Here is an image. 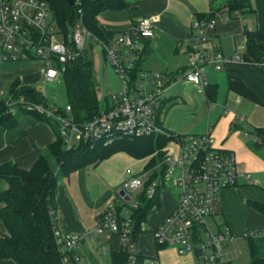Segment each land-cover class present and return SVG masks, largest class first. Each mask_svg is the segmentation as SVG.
<instances>
[{
  "label": "crops",
  "instance_id": "1",
  "mask_svg": "<svg viewBox=\"0 0 264 264\" xmlns=\"http://www.w3.org/2000/svg\"><path fill=\"white\" fill-rule=\"evenodd\" d=\"M127 2L128 7L101 11L97 25L102 39L110 41L129 31L139 18L157 16L153 35L142 39L141 57L134 70L135 82H140L146 93L156 90L158 94L153 106L152 135L168 139L160 150L162 157L175 154L182 137L202 135L210 129L215 146L232 154L243 174L236 186L220 193L219 205L212 217L215 229L216 224H224L229 230L230 238L223 247L226 264H264V239L249 237L255 230L264 231V156L259 151L264 148L255 139L256 135H264V0ZM233 3L243 7H234ZM210 16L216 20L210 32L211 43L223 54L238 52L241 61L228 63L219 71L206 66L207 85L195 87L181 79L195 51L196 30L192 23ZM249 42L257 55H252L247 48ZM91 53L95 93L98 101L103 99L98 102L103 107L110 95L120 91L121 82L119 79L117 84V79L113 78L116 72L108 65L103 50L92 48ZM38 73L42 76V69ZM142 73H145L143 78ZM19 75L14 73L3 80L0 74V97L4 94L3 88L17 79L21 87L33 88L31 83H26L23 74ZM4 102V98L0 99V103ZM17 113L20 114L10 125L0 124V167L10 163L28 171L39 157L49 156L48 147L58 138L57 128L33 115ZM156 155L154 152L134 158L117 152L96 165L84 166L58 179L55 227L81 237L77 264H119L124 259L119 234L96 232V220L121 198L119 191L127 178L126 169L134 174L152 173L156 178L163 170L161 161L156 159L153 166H148ZM7 188V181L1 178L0 193ZM164 188H157L152 197L156 204L148 211L146 222L133 241L132 251L141 264L150 258L158 264H193V254H180L174 247L156 244L148 230L163 222L176 204L178 193L172 194ZM145 189L143 186L135 191L136 199L129 207L141 205L143 196L150 200ZM3 206L0 201V209ZM5 234L0 219V237ZM0 264L17 263L0 258Z\"/></svg>",
  "mask_w": 264,
  "mask_h": 264
},
{
  "label": "built area",
  "instance_id": "2",
  "mask_svg": "<svg viewBox=\"0 0 264 264\" xmlns=\"http://www.w3.org/2000/svg\"><path fill=\"white\" fill-rule=\"evenodd\" d=\"M79 17L73 23L71 33L64 35L57 26L47 4L41 0H0V64L6 62L40 61L43 64L42 76L46 81H62L65 67L74 61L84 50L87 38L103 50L107 63L118 74L121 89L110 95L108 103L98 115L82 123L74 122L70 115L71 107L46 102H38L32 97L19 93V98L11 103L4 102L5 113L33 112L55 123L65 148L71 149L75 142L94 143L116 136L139 137L154 132V103L158 97L156 90L144 91L142 84L131 82L129 74L134 71L141 57L142 39L151 37L157 16L142 17L132 28L110 41L93 37L84 27ZM216 20L196 19L192 26L196 30L193 39L194 53L181 79L204 88L205 67L221 70L228 63L240 62L238 52L223 54L211 43L210 32ZM142 73L140 77H144ZM6 103V104H5ZM241 118L244 121L243 117ZM256 141L264 148V135H256ZM179 149L173 154L164 155L163 170L149 183L152 173L134 174L126 169L127 178L122 181L120 190L124 196L117 203L109 205L97 217L95 231L116 232L121 245L128 251L126 264H137L131 240L129 207L132 192L143 186L146 196L152 198L157 188L165 187L167 180L178 193L172 211L159 225L148 227L156 244L174 247L180 254H193V264H226L223 247L228 241L229 230L224 224H216L212 230L209 219L215 216L220 193L237 185L243 174L232 154L215 146L210 129L202 135H186L178 143ZM246 174V173H245ZM246 179L249 175H244ZM119 208V211H118ZM249 237L264 239V231L255 230ZM81 237L53 230V243L61 264L79 262L78 247ZM145 264H158L154 258Z\"/></svg>",
  "mask_w": 264,
  "mask_h": 264
},
{
  "label": "trees",
  "instance_id": "3",
  "mask_svg": "<svg viewBox=\"0 0 264 264\" xmlns=\"http://www.w3.org/2000/svg\"><path fill=\"white\" fill-rule=\"evenodd\" d=\"M45 2L58 27L65 36L69 34L70 27L79 17L89 33L100 40L101 33L97 25V15L108 9H122L128 7L127 0H73L69 5L66 0H41ZM234 7H243L233 3ZM213 18L212 16L205 19ZM89 43L81 54L66 65L62 75L65 84L67 104L71 107L70 115L76 123L88 121L98 115L101 107L98 103L92 73L93 45ZM89 48V49H88ZM252 55L257 51L248 43ZM136 70L131 74V82L136 81ZM135 73V74H134ZM19 80L11 85L12 92L19 86ZM29 88L19 87V93L32 97L38 102H46L41 92ZM3 103H0V124L10 125L15 118L10 113H5ZM33 115L38 120L47 123L51 121L37 113L24 111ZM57 135L58 131L56 129ZM112 140L105 138L99 142H75L71 149H66L62 138L59 137L49 147V156H41L28 170L18 169L14 164L0 167V179H5L8 188L0 193V201L4 206L0 209V219L6 229V234L0 237V258H9L17 264H61L59 254L53 243V230L55 227V192L59 177H66L73 171L88 165H96L117 152H125L134 158H142L157 153L148 166H153L158 161L162 162L161 148L168 139L164 136L143 135L139 137L116 136ZM155 174L149 177L152 181ZM147 187V186H146ZM141 197V205L131 211L130 230L131 240L134 241L141 232L142 223L146 222L148 211L156 203ZM119 211V208H118ZM124 259L119 264H126L128 251L123 247ZM142 261L137 257V264Z\"/></svg>",
  "mask_w": 264,
  "mask_h": 264
},
{
  "label": "rangeland",
  "instance_id": "4",
  "mask_svg": "<svg viewBox=\"0 0 264 264\" xmlns=\"http://www.w3.org/2000/svg\"><path fill=\"white\" fill-rule=\"evenodd\" d=\"M69 33H71V28L69 30ZM89 43H91L93 45V48H95L96 50L99 51V49L97 48L94 41L90 38H87L86 46H88ZM97 54L99 55V52ZM98 58H99V56H98ZM29 65H32V66H29ZM41 69H42V73H43V69H44L43 64L37 60L29 61V62H26V61H24V62H20V61L19 62H6V63L0 64V74H2L3 80L6 79L7 77H9L10 75L14 74V73L18 74V77L20 76L19 74H21V75L23 74L26 83H31L33 86V89L41 92L42 95H44L46 97L48 103L57 105L60 108L64 107L67 104V97H66V93H65V84L62 81L61 82H59V81H46V80H44L43 76L39 77L38 71ZM4 71H7V73L4 74ZM113 78L117 79V84H119V76L116 73L113 74ZM12 82H14V81H12ZM10 87L11 86H9L7 88H3L4 94L0 97V99L4 98V100H6V103H8V102L11 103L12 101H16L19 98V92L18 91H19L20 84H19V86L16 87L14 92H12V89L10 90ZM102 100L103 99H99L98 102L100 103ZM17 114H20V113H16V114H12V115H13V117H16ZM259 151L262 153L261 155L264 156V151L263 150H259ZM136 163L138 164V162H136ZM60 178H62V177H59V179ZM166 183H167V185L165 186L164 189L171 191L172 194H176L177 191L173 187V185L171 184V180L168 179ZM135 199H136V194H135V191H133L132 192V200L134 201ZM153 199L154 198H151L150 200H153ZM209 222H211V224H210L211 229L215 230L212 219H209ZM226 247H225V249H226Z\"/></svg>",
  "mask_w": 264,
  "mask_h": 264
},
{
  "label": "water",
  "instance_id": "5",
  "mask_svg": "<svg viewBox=\"0 0 264 264\" xmlns=\"http://www.w3.org/2000/svg\"><path fill=\"white\" fill-rule=\"evenodd\" d=\"M66 1H67V3H68L69 5H72V4L74 3L73 0H66ZM33 90H34L33 88H30V89L27 90V93H32ZM119 195H120V196H124V199H125L126 201H129V200H130V199H129V196H128V195H125V192H124L123 190L119 191Z\"/></svg>",
  "mask_w": 264,
  "mask_h": 264
}]
</instances>
